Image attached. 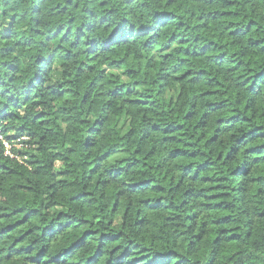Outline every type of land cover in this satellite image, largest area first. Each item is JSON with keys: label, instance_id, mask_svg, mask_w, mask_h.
<instances>
[{"label": "trees", "instance_id": "obj_1", "mask_svg": "<svg viewBox=\"0 0 264 264\" xmlns=\"http://www.w3.org/2000/svg\"><path fill=\"white\" fill-rule=\"evenodd\" d=\"M0 137V264H264V0H0Z\"/></svg>", "mask_w": 264, "mask_h": 264}, {"label": "built area", "instance_id": "obj_2", "mask_svg": "<svg viewBox=\"0 0 264 264\" xmlns=\"http://www.w3.org/2000/svg\"><path fill=\"white\" fill-rule=\"evenodd\" d=\"M0 139H2V138L0 137ZM3 142H4V146L6 148V154L8 156H10L11 158H17L11 151L12 146L8 142H5V141H3Z\"/></svg>", "mask_w": 264, "mask_h": 264}]
</instances>
